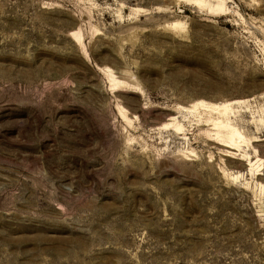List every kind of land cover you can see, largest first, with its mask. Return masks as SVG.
<instances>
[{"label":"rangeland","instance_id":"1","mask_svg":"<svg viewBox=\"0 0 264 264\" xmlns=\"http://www.w3.org/2000/svg\"><path fill=\"white\" fill-rule=\"evenodd\" d=\"M203 1L0 0V264H264V0Z\"/></svg>","mask_w":264,"mask_h":264},{"label":"bare ground","instance_id":"2","mask_svg":"<svg viewBox=\"0 0 264 264\" xmlns=\"http://www.w3.org/2000/svg\"><path fill=\"white\" fill-rule=\"evenodd\" d=\"M195 1L198 2L199 5L201 1L204 4L203 0H195ZM209 2L211 4L212 9L222 10L225 1L209 0ZM111 76H113V74ZM112 82L114 83V85L116 84L117 86L126 83L125 80H116V79L115 80L112 79ZM240 103H242L241 100H233L221 104H214V103L211 104L203 100L199 102V105H201L200 108L203 107L205 112L209 114V118L207 120L209 121L210 125L212 126V129L215 132V139L217 140V142L223 146L235 150L234 152L237 154L239 151H242L241 148L245 142L244 133L237 125L233 123V120L237 115L236 112L233 110V106L238 105ZM196 109H197V104L187 108L186 110L187 112L192 113L195 112Z\"/></svg>","mask_w":264,"mask_h":264}]
</instances>
